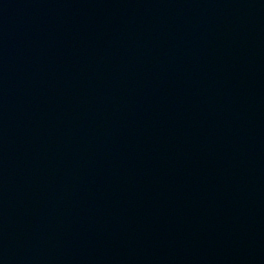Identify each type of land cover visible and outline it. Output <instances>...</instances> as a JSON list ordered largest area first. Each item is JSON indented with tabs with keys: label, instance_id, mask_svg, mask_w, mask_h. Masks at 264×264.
Returning <instances> with one entry per match:
<instances>
[{
	"label": "water",
	"instance_id": "95a60500",
	"mask_svg": "<svg viewBox=\"0 0 264 264\" xmlns=\"http://www.w3.org/2000/svg\"><path fill=\"white\" fill-rule=\"evenodd\" d=\"M0 264H264V0H0Z\"/></svg>",
	"mask_w": 264,
	"mask_h": 264
}]
</instances>
